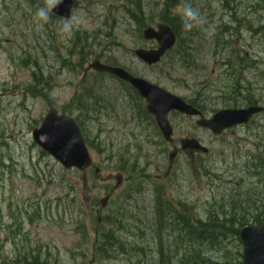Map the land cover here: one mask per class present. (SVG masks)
Segmentation results:
<instances>
[{"label":"rangeland","instance_id":"obj_1","mask_svg":"<svg viewBox=\"0 0 264 264\" xmlns=\"http://www.w3.org/2000/svg\"><path fill=\"white\" fill-rule=\"evenodd\" d=\"M76 1L72 33L67 36L58 31L64 22L40 23L35 19L44 0H0V264H16L27 253L36 255L38 264H137L140 258L128 253L130 246L123 255L109 260L96 254L95 218L122 216V227H115L113 222L122 240L154 249L150 225L155 185H163L173 203L181 200L203 217L224 194L205 169L234 174V164L254 150V144L264 142V114L249 126L230 130L219 138L197 128L193 119L171 115L175 142L162 145L153 128L142 132L137 126H121L126 114L131 112L132 120L136 116L131 108L124 114L128 100L124 86L108 77L99 78L93 71L84 76L94 57L102 55L184 99L205 91L208 115L238 107L235 99H225V93L217 91L228 82L216 52L226 57L229 51L215 46L227 36L235 37L222 33L224 25L230 24L242 33L241 45L254 44L253 52L264 59L262 0H179L177 15L189 4L196 11L206 12L193 26L203 25L204 38L196 39L198 66L191 73L176 63L173 54L153 67L135 58L134 49L153 48L155 44L141 39V26L128 14L126 1ZM158 1L142 0L146 11L142 23L147 26L160 23L154 16L161 10L155 5ZM254 29L261 35L253 33ZM76 31L82 36L90 35L87 50L80 51L78 40L73 45ZM230 46L245 54L239 43L231 42ZM257 70L262 77L247 69L243 77L264 100V62ZM95 81L99 83L93 92L101 105L95 111H80L77 99L84 86ZM51 105L78 121L93 159L92 170H65L35 144L32 131L40 126ZM146 133L150 139H145ZM192 136L200 139L210 154L187 151L170 165L168 154L173 146L178 147L181 139ZM120 159L128 162L125 174L119 169ZM130 164L146 169L150 177L144 182L136 181L141 191L134 194L135 199L125 194L132 181L126 178L125 171ZM160 171L164 172L162 177ZM120 174L123 181L114 189ZM235 191H229V197ZM107 195L110 199L101 208L100 201ZM110 227L106 225V229ZM149 254L151 264H180L179 256L169 263L155 250Z\"/></svg>","mask_w":264,"mask_h":264},{"label":"trees","instance_id":"obj_2","mask_svg":"<svg viewBox=\"0 0 264 264\" xmlns=\"http://www.w3.org/2000/svg\"><path fill=\"white\" fill-rule=\"evenodd\" d=\"M126 1L130 6L128 12L141 24L139 19L142 20L144 15L141 0ZM160 1L163 2V6L156 3V6L161 8L159 18L169 24L179 37L175 49L176 56L184 68L193 71L197 67V60L193 55L196 51L194 35L197 32L193 28L187 32L183 30L181 16L173 12L179 5L178 0ZM107 35L110 37L109 34ZM77 37L78 41H81V37L78 35ZM87 38V35L82 37V50L88 45ZM235 59L241 60L243 57ZM225 63L233 69V64L229 60ZM233 75L231 89L228 88L226 91V98L235 99L236 106L256 105L258 100L251 93L249 84L246 85L242 80L237 79L235 73ZM242 93L247 95L246 98L242 100L235 98L241 97ZM91 96L90 90L83 93L81 96L83 103L87 99L90 100ZM253 147L254 150H250L244 158H241L240 163L234 164V174H218L208 168L205 169L212 183L217 182V186L224 190V194L216 204L213 203V206L208 208L203 217L196 213L195 207L191 208L181 200L176 206L168 197L166 200L164 193L161 192L157 194L158 203L153 211L155 225L152 233L155 234V239L151 244H154V249L150 245L124 242L120 237L119 229L113 227V222H116L115 227L120 226L122 216L112 219L107 215L102 217L101 222L98 218L94 220L97 221L94 240L96 254L102 259L105 258L104 260H109L116 255H123L130 246L128 253L140 258L137 264H151L149 253L154 250L169 263L179 256L180 264H242L243 253L239 237L241 229L248 225H264V142L254 144ZM130 170H136L134 165ZM234 190H236L235 195L229 197V191ZM106 225L111 227L106 229ZM23 260L25 264L38 263V257L30 253L18 258L16 264Z\"/></svg>","mask_w":264,"mask_h":264},{"label":"water","instance_id":"obj_3","mask_svg":"<svg viewBox=\"0 0 264 264\" xmlns=\"http://www.w3.org/2000/svg\"><path fill=\"white\" fill-rule=\"evenodd\" d=\"M73 7L74 0H64V3L53 13L68 19ZM144 37L146 40H156L159 45L156 50L135 51V54L148 65L158 63L176 43V35L167 25H159L157 29L148 28L144 32ZM90 68L98 72L112 74L130 83L138 90L140 95L148 101V110L155 117L167 142H173V128L168 119V114L171 111L188 116H202L199 110L187 104L180 97L142 78L134 77L121 67H112L95 61L90 65ZM263 111L264 107L224 109L215 113L210 119L202 117L197 121V125L202 129L209 130L213 135L219 136L227 129L247 124L254 115ZM33 138L37 145L66 169L75 168L84 172L92 164V158L78 123L65 114H59L54 106L50 107L40 127L33 131ZM180 145L182 150L189 149L201 151L204 154L208 153V149L195 138L183 139ZM176 154L173 152L170 159L173 160ZM118 181H120L119 178ZM106 202L107 199H104L102 205L105 206ZM240 239L243 244V264H264V225L243 228L240 232Z\"/></svg>","mask_w":264,"mask_h":264},{"label":"clouds","instance_id":"obj_4","mask_svg":"<svg viewBox=\"0 0 264 264\" xmlns=\"http://www.w3.org/2000/svg\"><path fill=\"white\" fill-rule=\"evenodd\" d=\"M64 3V0H44V5L35 12V19L40 23H47L50 14ZM182 27L184 31H190L195 22H199V15L191 6H184L181 10ZM73 29V20L71 16L58 29L63 34L70 36Z\"/></svg>","mask_w":264,"mask_h":264},{"label":"flooded vegetation","instance_id":"obj_5","mask_svg":"<svg viewBox=\"0 0 264 264\" xmlns=\"http://www.w3.org/2000/svg\"><path fill=\"white\" fill-rule=\"evenodd\" d=\"M247 46L249 48H252V45L251 44H249ZM246 55L247 56H250L249 54H246ZM256 55H259V54H256ZM248 62L250 63V66L248 68H246V69L249 70V72L252 73L254 76H256V77H262V73L259 72L257 69L259 68V65L260 66H263L264 59H258L257 57L256 58L251 57L250 60H248ZM128 94L130 96L133 95V90H130ZM257 95H261V94H257ZM134 96L136 98L139 97V95H138L137 92H134ZM143 103H145V102H143ZM200 109L204 113V115H206L205 109L204 108H200ZM127 111H129V102H126V104H125L124 114ZM131 118H132V115L128 116V114H126V116L124 118V122L121 124V126H137V127L138 126H158L154 122H150V123L145 124V123H140V122L136 121L134 117H133V120L134 121ZM145 139H150V134L149 133H146Z\"/></svg>","mask_w":264,"mask_h":264},{"label":"bare ground","instance_id":"obj_6","mask_svg":"<svg viewBox=\"0 0 264 264\" xmlns=\"http://www.w3.org/2000/svg\"><path fill=\"white\" fill-rule=\"evenodd\" d=\"M197 99H198L199 102H201V101L203 100L202 97H198ZM162 207H163V206H162ZM163 208H164V207H163Z\"/></svg>","mask_w":264,"mask_h":264}]
</instances>
